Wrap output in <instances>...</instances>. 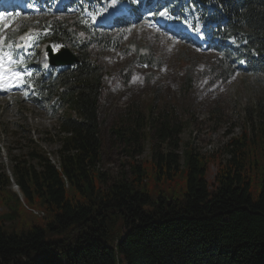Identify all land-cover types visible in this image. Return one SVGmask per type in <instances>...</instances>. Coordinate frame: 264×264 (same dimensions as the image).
I'll return each instance as SVG.
<instances>
[{"label": "trees", "instance_id": "16d2710c", "mask_svg": "<svg viewBox=\"0 0 264 264\" xmlns=\"http://www.w3.org/2000/svg\"><path fill=\"white\" fill-rule=\"evenodd\" d=\"M98 1L70 0L67 12L76 19H49L31 39L26 57H14L32 70L25 80L33 89L30 104L59 105L60 149L57 162L37 151L14 160L19 194L0 169V264H264V96L248 112L250 130L228 141L225 162L189 150L181 163L183 126L166 112L148 123L155 144L147 160L132 156L146 136L143 122L113 130L130 159L128 172L110 181L99 168L98 101L105 76L90 52L94 46L121 49L129 31L117 24L88 37ZM190 1L202 21L218 22L209 36H220L221 44L230 37L246 41L256 55L246 58V70L264 83V0ZM44 42L70 50L77 62L40 74L36 46ZM215 51L210 71L225 84L235 76L243 50ZM137 61L159 67L152 55Z\"/></svg>", "mask_w": 264, "mask_h": 264}, {"label": "rangeland", "instance_id": "374dc122", "mask_svg": "<svg viewBox=\"0 0 264 264\" xmlns=\"http://www.w3.org/2000/svg\"><path fill=\"white\" fill-rule=\"evenodd\" d=\"M20 22L7 18L3 25L6 31L12 32ZM131 27L121 50L106 52L94 46L90 52L105 76L98 101L100 171L110 181L128 172L125 162L130 158L112 131L132 129L138 119L146 125L143 130L146 136L140 142L142 153L138 155L139 150L133 148L132 156L135 162L147 160L150 147L155 144L148 123L162 112L169 113L183 126L179 137L181 163L189 150L193 155L213 156L225 162L229 158L228 141L251 128L247 116L264 96L262 78L238 71L231 80L221 84L210 71L216 58L213 52L182 43L153 26ZM11 50L8 46V55ZM142 54L157 57L159 67L138 63L137 57ZM9 65L6 59L2 67ZM17 73L4 70L6 81L11 83L3 88L9 94H0V169L11 177V190L19 194L12 176L14 160L37 151L46 154L51 162H57L61 112L59 105L38 108L28 104L26 95L19 96L22 73ZM214 173L215 168L210 167L209 180ZM31 212L37 217L42 215Z\"/></svg>", "mask_w": 264, "mask_h": 264}, {"label": "water", "instance_id": "95a60500", "mask_svg": "<svg viewBox=\"0 0 264 264\" xmlns=\"http://www.w3.org/2000/svg\"><path fill=\"white\" fill-rule=\"evenodd\" d=\"M48 57L52 66H70L77 62V59L68 50H60L57 54H53L51 48H49Z\"/></svg>", "mask_w": 264, "mask_h": 264}, {"label": "snow or ice", "instance_id": "6c2138e0", "mask_svg": "<svg viewBox=\"0 0 264 264\" xmlns=\"http://www.w3.org/2000/svg\"><path fill=\"white\" fill-rule=\"evenodd\" d=\"M161 15H166V13H161ZM2 18H3V13H0V19ZM53 47L58 48L59 46H53ZM4 59H7V61L10 64H16L18 60L22 63L23 58L18 56L17 59L14 60L10 55H8V53H4L2 56H0V61H3ZM16 75H19V73H16Z\"/></svg>", "mask_w": 264, "mask_h": 264}, {"label": "bare ground", "instance_id": "6f19581e", "mask_svg": "<svg viewBox=\"0 0 264 264\" xmlns=\"http://www.w3.org/2000/svg\"><path fill=\"white\" fill-rule=\"evenodd\" d=\"M0 94H4L3 90H1V87H0Z\"/></svg>", "mask_w": 264, "mask_h": 264}]
</instances>
